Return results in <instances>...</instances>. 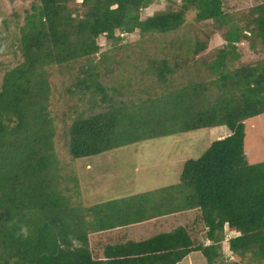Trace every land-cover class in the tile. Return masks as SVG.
<instances>
[{"label":"trees","instance_id":"trees-1","mask_svg":"<svg viewBox=\"0 0 264 264\" xmlns=\"http://www.w3.org/2000/svg\"><path fill=\"white\" fill-rule=\"evenodd\" d=\"M75 1L31 4L19 27L22 59L1 78L0 264H179L194 253L214 264L225 227L238 232L228 247L239 257L225 264H245L247 257L248 264H264V161L249 163L243 145L245 120L264 113V0L247 8L243 27L232 23L222 0H179L178 8L143 19L140 12L154 0ZM189 9L196 21L226 26L223 46L202 62L214 76L176 85L171 77L180 63L162 58L147 60L150 66L141 70L162 85L160 96L123 99L121 85L101 83L100 66L108 74L117 62L112 50L100 52L99 36L114 41L116 30L173 32ZM208 40L207 34L195 39L189 51H206ZM242 40L263 55L228 69L226 57H240L236 46ZM74 62L75 90L99 98L68 127L72 157L176 131L225 125L228 133L199 157L184 160L177 184L82 206L75 200L74 174L72 189L58 188L48 111L47 67ZM190 211L199 213L205 229L198 242L181 214Z\"/></svg>","mask_w":264,"mask_h":264},{"label":"rangeland","instance_id":"rangeland-1","mask_svg":"<svg viewBox=\"0 0 264 264\" xmlns=\"http://www.w3.org/2000/svg\"><path fill=\"white\" fill-rule=\"evenodd\" d=\"M78 1L76 0L75 3ZM257 1L222 0V8L230 14L232 23L243 27L247 8ZM34 2L36 0H0V82L3 73L22 59L19 27L23 24L24 16ZM178 6L179 0H154L140 12V18L143 19L159 11L176 9ZM194 12L193 9L186 11L183 25L166 34L151 32L141 35L137 30L132 33L116 30L115 36L118 39L114 41L107 40L103 35L99 36L100 52L112 50V58L117 62L112 64L114 71L108 74L103 72L104 68L100 66L101 83L108 87L121 85L123 95L119 98L123 99L160 96L163 91L162 85L153 75L148 73L141 75V70L150 66L149 60L159 61L162 58H167L172 66L174 61L180 63L178 67L174 66L171 77L172 83L176 85L188 79L199 80L214 76L202 62L209 61L223 46V31L226 26L217 27L211 20L196 21ZM206 34L209 37L206 51L193 55L189 50L195 39L203 40ZM236 51L240 53L239 58L231 54L226 57L228 69L254 62L263 55L261 51L249 50L244 40L238 43ZM99 56L98 52L93 60L98 62ZM77 67L75 62L71 63V66L54 64L47 67L50 85L48 111L53 120V146L59 164L58 188L65 192L66 188L72 189L74 174L79 179V194L75 196V200L82 206L175 185L184 160L199 157L211 141L228 133L225 125L176 131L122 145L99 154L72 157L66 146L68 127L78 113L89 112L88 107L92 105V101L99 98L98 94L91 96L89 90H86L84 95L75 90L72 83L77 75ZM94 110H99V107H94ZM243 145L245 159L249 163L264 161V113L245 120ZM97 182H102L104 188L97 186L99 184ZM192 212L181 214L183 218H188V221L184 222L187 224V232L198 242V240L201 241L204 227L199 219V213ZM224 233L218 251L220 255L214 264L239 260L238 255L231 253L228 249V240H226L234 233L229 232L226 227ZM203 242L206 243V240ZM245 259V264H248V257ZM179 264L207 263L202 255L194 253Z\"/></svg>","mask_w":264,"mask_h":264},{"label":"crops","instance_id":"crops-1","mask_svg":"<svg viewBox=\"0 0 264 264\" xmlns=\"http://www.w3.org/2000/svg\"><path fill=\"white\" fill-rule=\"evenodd\" d=\"M229 232H233L234 234H232V235H235V233H237L236 231H229ZM207 243H209V240H206V243L205 244H207Z\"/></svg>","mask_w":264,"mask_h":264},{"label":"clouds","instance_id":"clouds-1","mask_svg":"<svg viewBox=\"0 0 264 264\" xmlns=\"http://www.w3.org/2000/svg\"><path fill=\"white\" fill-rule=\"evenodd\" d=\"M226 229H227V227H226ZM227 230H228V229H227ZM228 231H231V230H228ZM236 232H237V231H236ZM237 234H238V232H237ZM231 236H232V235H231ZM229 237H230V236H229ZM229 237H228V238H229ZM228 238H227V240H228ZM227 244H228V243H227ZM228 249H229V247H228ZM230 252H231V251H230ZM231 253H232V252H231Z\"/></svg>","mask_w":264,"mask_h":264}]
</instances>
